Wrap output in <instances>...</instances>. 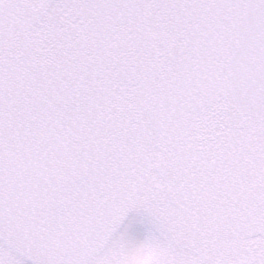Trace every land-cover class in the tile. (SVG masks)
Masks as SVG:
<instances>
[{
	"label": "snow or ice",
	"instance_id": "1",
	"mask_svg": "<svg viewBox=\"0 0 264 264\" xmlns=\"http://www.w3.org/2000/svg\"><path fill=\"white\" fill-rule=\"evenodd\" d=\"M0 264H264V0H0Z\"/></svg>",
	"mask_w": 264,
	"mask_h": 264
}]
</instances>
